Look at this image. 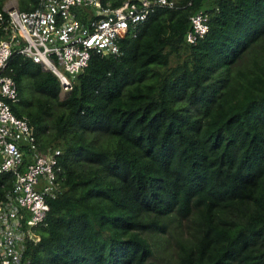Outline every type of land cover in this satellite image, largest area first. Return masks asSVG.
<instances>
[{"label": "trees", "instance_id": "trees-1", "mask_svg": "<svg viewBox=\"0 0 264 264\" xmlns=\"http://www.w3.org/2000/svg\"><path fill=\"white\" fill-rule=\"evenodd\" d=\"M199 8L208 29L190 43ZM119 44L64 95L52 70L9 56L11 108L62 165L27 264H156L161 240L175 264H264V0L156 5ZM12 181L0 173V202Z\"/></svg>", "mask_w": 264, "mask_h": 264}, {"label": "built area", "instance_id": "built-area-1", "mask_svg": "<svg viewBox=\"0 0 264 264\" xmlns=\"http://www.w3.org/2000/svg\"><path fill=\"white\" fill-rule=\"evenodd\" d=\"M175 0H122L118 5L101 0H38L31 9L16 4L0 10V173L13 174L11 186L0 202V264H27V241L44 224L59 183L60 148L40 151L33 125L16 115L11 102L17 99L14 78L5 71L13 48L40 62L58 77L61 90L72 88V77L84 68L92 51L121 52L120 38L144 21L156 5L171 6ZM87 7L82 20L77 9ZM92 7L91 10L88 7ZM203 8L190 14L187 42L194 43L208 29Z\"/></svg>", "mask_w": 264, "mask_h": 264}, {"label": "rangeland", "instance_id": "rangeland-1", "mask_svg": "<svg viewBox=\"0 0 264 264\" xmlns=\"http://www.w3.org/2000/svg\"><path fill=\"white\" fill-rule=\"evenodd\" d=\"M8 4H16V0H7L5 2V5ZM88 9L91 10L92 7L89 6ZM60 94L64 95V93H60ZM34 232H35L34 234L35 237L37 235V229ZM153 259L155 260L156 264H175L173 244L163 240L155 244Z\"/></svg>", "mask_w": 264, "mask_h": 264}]
</instances>
